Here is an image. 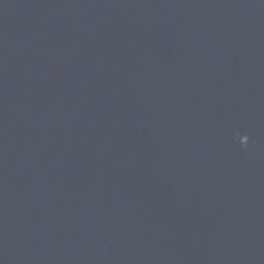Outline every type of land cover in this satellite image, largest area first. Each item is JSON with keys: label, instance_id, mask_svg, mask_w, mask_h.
<instances>
[{"label": "water", "instance_id": "95a60500", "mask_svg": "<svg viewBox=\"0 0 264 264\" xmlns=\"http://www.w3.org/2000/svg\"><path fill=\"white\" fill-rule=\"evenodd\" d=\"M0 264H264V0H0Z\"/></svg>", "mask_w": 264, "mask_h": 264}, {"label": "clouds", "instance_id": "9594fccd", "mask_svg": "<svg viewBox=\"0 0 264 264\" xmlns=\"http://www.w3.org/2000/svg\"><path fill=\"white\" fill-rule=\"evenodd\" d=\"M244 143H242L241 145H243Z\"/></svg>", "mask_w": 264, "mask_h": 264}]
</instances>
